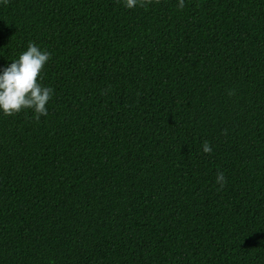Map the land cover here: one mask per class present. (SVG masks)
<instances>
[{"label":"trees","instance_id":"1","mask_svg":"<svg viewBox=\"0 0 264 264\" xmlns=\"http://www.w3.org/2000/svg\"><path fill=\"white\" fill-rule=\"evenodd\" d=\"M124 3L0 0L54 89L0 112V264H264V0Z\"/></svg>","mask_w":264,"mask_h":264},{"label":"clouds","instance_id":"2","mask_svg":"<svg viewBox=\"0 0 264 264\" xmlns=\"http://www.w3.org/2000/svg\"><path fill=\"white\" fill-rule=\"evenodd\" d=\"M7 5L8 0H2ZM152 0H125L128 9L146 7ZM179 7L183 9L184 0H179ZM52 58V53L42 50L36 43L29 42L27 50L19 58L13 60L7 67L0 70V112L4 116H14L31 110L34 119L39 122L41 117L48 115L47 105L53 98L54 89L41 83L45 65ZM230 96L234 95L229 91ZM205 154H211L210 142L205 140L202 145ZM216 183L220 188L227 181L223 172H218Z\"/></svg>","mask_w":264,"mask_h":264}]
</instances>
